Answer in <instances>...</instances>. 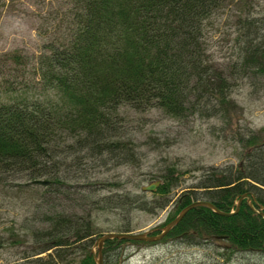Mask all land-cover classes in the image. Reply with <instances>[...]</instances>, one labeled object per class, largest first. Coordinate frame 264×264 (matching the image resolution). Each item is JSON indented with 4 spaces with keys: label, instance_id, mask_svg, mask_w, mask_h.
Returning a JSON list of instances; mask_svg holds the SVG:
<instances>
[{
    "label": "trees",
    "instance_id": "16d2710c",
    "mask_svg": "<svg viewBox=\"0 0 264 264\" xmlns=\"http://www.w3.org/2000/svg\"><path fill=\"white\" fill-rule=\"evenodd\" d=\"M241 1L60 0L49 8L35 25L44 37L37 54L0 51L1 188L41 190V195L56 198L71 187L92 186L108 189L91 200L95 207L122 204L129 211L167 205L181 175L174 165L158 174L152 193L159 200L150 204L144 191L120 187L118 180L86 181L94 169L88 162L135 161L133 140L121 136L122 107L229 121L236 106L229 97L235 79L264 75V15L242 9ZM231 6L240 11L238 52L220 67L205 52L202 28L209 17ZM233 135L240 148L236 163L202 165L194 181L173 198L172 210L160 225L196 199L228 211L247 192L264 206V125L241 127ZM70 205L82 213L61 208L37 214L42 225L30 229V243L19 257L4 264H67L65 255L74 244L86 249L93 235L102 232L94 227L85 203L71 198ZM167 232L162 239L201 248L185 264H264V217L245 198L229 215L194 205ZM13 238L22 240L17 233ZM142 242L104 239L102 264H120L125 244ZM71 264L96 263L86 249Z\"/></svg>",
    "mask_w": 264,
    "mask_h": 264
},
{
    "label": "rangeland",
    "instance_id": "374dc122",
    "mask_svg": "<svg viewBox=\"0 0 264 264\" xmlns=\"http://www.w3.org/2000/svg\"><path fill=\"white\" fill-rule=\"evenodd\" d=\"M241 2V8L252 15H264V0ZM59 3L60 0H0V51L16 50L30 55L37 54L42 48L44 37L36 31L35 25L41 20L40 16ZM237 12L240 11L231 6L209 17L202 28L205 52L220 67H225L237 56ZM229 97L236 106L231 109L228 122L215 115L196 113L170 116L154 107L143 111L124 107L119 109L124 128L121 136L133 140L137 157L134 162L127 163H112L95 158L88 162L94 169L86 176V181L105 178L118 180L120 187L123 184V187L144 191L151 200L150 204H154L159 200L153 198L156 194L152 193L159 180L158 174L166 165H174L181 171V175L178 184L169 193L170 201L162 208L147 210L133 207L128 211L122 204L95 207L91 200L103 196L108 189L92 186L78 190L71 187L68 190L70 193L61 192L58 194L61 196L56 198L41 195V190L20 188L11 191L0 186V264L13 262L30 243L27 235L30 229L42 225L37 214L61 208L67 210L65 212L82 213L78 207L70 209L71 198L78 203H85L94 227L99 232L116 231L123 226L134 232L158 229L172 210L173 198L185 185L194 181L202 165L236 163L240 148L234 139V130L264 125V75L237 77L230 88ZM66 154L69 156V153ZM83 178L80 179L84 182L86 178ZM12 180L20 182L21 178ZM69 181L78 182L72 179ZM149 183H155L153 189L144 188ZM16 233L22 238L19 243L13 238ZM95 240L96 235H93L86 249L96 255ZM74 246L65 255L67 264L75 262L86 250H81L76 244ZM200 253L201 248L196 244L160 237L142 243H126L120 264H185L186 260Z\"/></svg>",
    "mask_w": 264,
    "mask_h": 264
},
{
    "label": "water",
    "instance_id": "95a60500",
    "mask_svg": "<svg viewBox=\"0 0 264 264\" xmlns=\"http://www.w3.org/2000/svg\"><path fill=\"white\" fill-rule=\"evenodd\" d=\"M155 186V183H149L144 186L145 189H153ZM242 198H245L247 204L252 209L256 210L261 216L264 217V206L260 203H258L255 200V197L251 193H241L235 202V206L233 209H230L228 211L221 210L217 208L212 202L206 199H196L188 204L184 205L171 219H169L167 222H165L163 225L158 227V232L156 233H148L146 231H107L102 232L97 238H96V245H97V253L96 256L93 254V259L96 264H102L101 263V245L104 239L116 237V238H130V239H142V240H156L162 237L188 210L190 207L194 205H205L208 206L210 209H212L214 212L222 215H229L235 212L238 208V205ZM256 206V208H255Z\"/></svg>",
    "mask_w": 264,
    "mask_h": 264
},
{
    "label": "bare ground",
    "instance_id": "6f19581e",
    "mask_svg": "<svg viewBox=\"0 0 264 264\" xmlns=\"http://www.w3.org/2000/svg\"><path fill=\"white\" fill-rule=\"evenodd\" d=\"M232 209V208H231ZM258 213V212H257ZM259 214V213H258ZM168 233V232H167ZM215 249V248H214Z\"/></svg>",
    "mask_w": 264,
    "mask_h": 264
}]
</instances>
